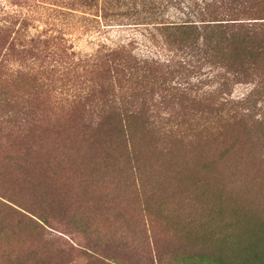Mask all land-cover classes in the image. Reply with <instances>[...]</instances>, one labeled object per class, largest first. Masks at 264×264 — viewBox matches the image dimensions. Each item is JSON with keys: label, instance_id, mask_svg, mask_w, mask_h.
Returning <instances> with one entry per match:
<instances>
[{"label": "rangeland", "instance_id": "obj_1", "mask_svg": "<svg viewBox=\"0 0 264 264\" xmlns=\"http://www.w3.org/2000/svg\"><path fill=\"white\" fill-rule=\"evenodd\" d=\"M81 2L0 0V37L7 36L5 28L15 36L25 25L32 35L66 37L77 57L101 44L132 39L140 56L172 54L148 40L143 27L120 23L133 22V12L114 14L127 8L102 11L99 4L85 7ZM165 19L171 20L169 15ZM243 57L238 51V68ZM55 59L36 64L54 67ZM27 71L14 56L2 59L0 54V229H8L6 236L0 233V264L16 262V257L26 259L21 264H264V124L238 122V133L219 136L218 123L208 128L206 121L220 118V104L202 98L175 112L195 118L188 130L193 137L185 143L162 141L146 131L151 140L136 146L132 160L117 133L110 141L101 134L95 139V127L82 122L83 110L68 112L55 98L59 94L53 88L61 83L43 82L36 91ZM82 74L72 85L83 82ZM196 74H190L194 94L215 88V82L200 81ZM250 88L237 84L233 98L239 100ZM103 105L101 112H107ZM100 107L96 118L107 114H100ZM228 136L238 143H225ZM41 207L53 221L39 220L38 228L27 218L20 222L21 212L39 215ZM86 214L92 229L75 221ZM69 243L77 247L74 252L43 262L46 256H59ZM86 246L112 249L92 254ZM32 249L43 254L39 262ZM114 249L123 252L116 256Z\"/></svg>", "mask_w": 264, "mask_h": 264}, {"label": "trees", "instance_id": "obj_2", "mask_svg": "<svg viewBox=\"0 0 264 264\" xmlns=\"http://www.w3.org/2000/svg\"><path fill=\"white\" fill-rule=\"evenodd\" d=\"M81 1L85 7L99 4L102 11L127 8L128 12L117 11L114 14L133 12V22L120 23L143 27V34L148 40H156L162 51L172 54L167 53L164 57L154 53L153 56H140L132 39L127 44H101L92 54L77 57V53L70 50L72 46L68 45L66 37L32 35L26 32L25 25L16 31L15 36L5 28L7 36L0 37V54L2 59L7 55L14 56L20 66L28 68L25 75L37 84L34 87L36 91L43 82L48 85L61 83L60 87L53 88L52 93L59 94L55 98L65 104L68 112L78 108L83 110L82 122L87 127H95V139L99 140L101 134L102 137L108 135L104 139L110 141V135L117 133L127 158L132 160L137 158L136 146L151 140L145 135L146 131L163 138L162 141L173 139L185 143L189 136L193 137L188 130L193 128L190 121L195 118H180L175 116V112L179 107L192 106L202 98L213 101L212 106L220 104L216 108L220 118L206 121L208 128L215 127L212 124L214 121L218 123L215 133L219 136H225L229 131L238 133V122L250 121L252 126L264 124V0ZM166 15L171 20L165 19ZM236 40L238 48L232 44ZM238 51L244 56L239 68ZM54 56L57 61L54 67L39 69L37 62L45 63ZM232 57L235 61L230 60ZM202 68H207V72H201ZM81 71L85 76L83 82L72 85L70 81ZM191 72H198L196 77L200 81L205 77L215 82V88L204 95L194 94L189 86ZM62 84L68 87L63 88ZM237 84L251 86L239 100L233 98V89ZM260 101L263 104L260 105ZM100 105H108V111L104 109L101 112ZM97 107H100V114H107L96 118ZM224 140L227 144L232 142L231 145L238 143L229 136ZM213 142L216 141L213 139ZM261 157L264 159V152ZM40 211L39 215L29 211L37 219L21 212L20 222L27 218L33 228H38L42 227L40 221H53V216L47 215L44 207ZM89 217L86 214L75 221H79L82 228L92 229ZM7 232V228L0 229L2 236H6ZM71 239L76 242L73 236ZM76 248L69 243L67 249L59 250V256H46L43 262L52 257L68 256ZM99 248L109 251L112 246H97L96 249ZM87 249L92 254L99 253L95 248ZM121 252L114 249L111 253L117 256ZM31 253L37 262L43 257L33 249ZM24 260L16 257V262L8 264H21Z\"/></svg>", "mask_w": 264, "mask_h": 264}]
</instances>
